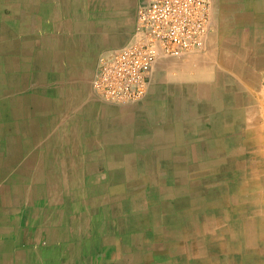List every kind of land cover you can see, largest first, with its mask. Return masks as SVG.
I'll use <instances>...</instances> for the list:
<instances>
[{"label": "crops", "instance_id": "crops-1", "mask_svg": "<svg viewBox=\"0 0 264 264\" xmlns=\"http://www.w3.org/2000/svg\"><path fill=\"white\" fill-rule=\"evenodd\" d=\"M139 1L0 0V188L24 190L0 264H264V0H214L205 46L121 107L92 81Z\"/></svg>", "mask_w": 264, "mask_h": 264}, {"label": "built area", "instance_id": "built-area-1", "mask_svg": "<svg viewBox=\"0 0 264 264\" xmlns=\"http://www.w3.org/2000/svg\"><path fill=\"white\" fill-rule=\"evenodd\" d=\"M214 0H140L132 40L99 57L92 81L102 100L125 105L143 99L162 57L201 49L213 28ZM264 103V78L260 87Z\"/></svg>", "mask_w": 264, "mask_h": 264}, {"label": "bare ground", "instance_id": "bare-ground-1", "mask_svg": "<svg viewBox=\"0 0 264 264\" xmlns=\"http://www.w3.org/2000/svg\"><path fill=\"white\" fill-rule=\"evenodd\" d=\"M27 2H29V1H27ZM33 2V1H32ZM126 2V1H125ZM16 4H18V2H16ZM20 4V3H19ZM20 6V5H19ZM9 8V7H8ZM11 8V7H10ZM19 9V8H18ZM27 12V11H26ZM20 13V12H19ZM33 15V14H32ZM12 20V19H11ZM16 20V19H15ZM37 21H38V19H37ZM27 22V21H26ZM29 22V21H28ZM8 25V24H7ZM26 25V24H25ZM1 28V27H0ZM27 28V27H26ZM19 30V29H18ZM12 32V31H11ZM15 32V31H14ZM15 34V33H14ZM14 34H13V36H14ZM1 39V38H0ZM9 40V39H8ZM11 41V40H10ZM1 43V42H0ZM15 43V42H14ZM16 44V43H15ZM12 46V45H11ZM7 55V54H6ZM94 55V54H93ZM11 56H12V54H11ZM8 57H9V55H8ZM8 59V58H7ZM12 60H13V58H12ZM8 61H9V59H8ZM12 62V61H11ZM14 63H15V61H14ZM13 63V64H14ZM13 66V65H12ZM7 69V68H6ZM5 70V69H4ZM6 71V70H5ZM26 74V73H25ZM1 75V74H0ZM5 81V80H4ZM151 85V84H150ZM5 88H7V87H5ZM8 89V88H7ZM150 89V88H149ZM13 92V91H12ZM147 95V94H146ZM81 97V96H80ZM140 101V100H139ZM262 102V101H261ZM135 103H137V102H134L133 104H135ZM22 104V103H21ZM41 104V103H40ZM129 104H132V103H129ZM132 104V105H133ZM125 105H128V104H125ZM129 106V105H128ZM18 111V110H17ZM25 111V110H24ZM102 112V111H101ZM22 113H23V111H22ZM25 114V113H24ZM23 114V115H24ZM6 113H5V117H6ZM12 115V114H11ZM26 115V114H25ZM18 119V118H17ZM16 119V120H17ZM15 121V120H14ZM29 121V120H28ZM3 124V123H2ZM34 124H36V123H34ZM1 125V124H0ZM6 125H7V123H6ZM12 126V125H11ZM28 127V126H27ZM30 127V126H29ZM16 128H17V125H16ZM36 128V127H35ZM1 129H2V127H1ZM26 129V128H25ZM98 129V128H97ZM123 130V129H122ZM96 132V131H95ZM131 132V131H130ZM4 133V132H3ZM22 133V132H21ZM113 133V132H112ZM3 135V134H2ZM10 138H12V137H10ZM25 138V137H24ZM32 139V138H31ZM149 139V138H148ZM99 141V140H98ZM164 142V141H163ZM67 144V143H66ZM1 148V147H0ZM139 150V149H138ZM162 152V151H161ZM108 160V159H107ZM10 161V162H9ZM9 161H4V163L6 164V165H9V164H11V162H12V159L11 160H9ZM43 161V160H42ZM173 161V160H172ZM236 162V161H235ZM262 162H264V161H262ZM44 163H46V162H44ZM134 163V162H133ZM132 163V164H133ZM264 165V164H263ZM154 166H155V164H154ZM172 166V165H171ZM54 167V166H53ZM143 167H145V166H143ZM114 168V167H113ZM157 168V167H156ZM147 169V168H146ZM183 169V168H182ZM174 171V170H173ZM177 171H179V170H177ZM177 171H175V172H177ZM42 172V171H41ZM45 172V171H44ZM143 172V171H142ZM180 172V171H179ZM23 173V172H22ZM25 173V172H24ZM0 174H1V172H0ZM151 174V173H150ZM177 174H179V173H177ZM1 176V178H0V181H1V183H2V181H3V176L4 175H0ZM113 176V175H112ZM111 176V177H112ZM154 176V175H153ZM264 176V175H263ZM67 177V176H66ZM65 177V178H66ZM114 177V176H113ZM139 177V176H138ZM147 177V176H146ZM145 177V178H146ZM180 177V176H179ZM213 177H215V176H213ZM13 175H11L10 176V178L9 177H5L4 179H5V182L4 183H9V182H13ZM129 178V177H128ZM131 178V177H130ZM136 178V177H135ZM175 178V177H174ZM116 179V178H115ZM125 179H127V178H125ZM187 179V178H186ZM190 179H193V178H190ZM124 180V179H123ZM146 180V179H145ZM56 181V180H55ZM119 181V180H118ZM259 181V180H258ZM262 181V180H261ZM115 182V181H114ZM158 182V181H157ZM186 182V181H185ZM264 182V181H263ZM69 183H70V180H69ZM154 183V182H153ZM246 183V182H245ZM26 184V183H25ZM54 184V183H53ZM156 184V183H155ZM159 184V183H158ZM182 184V183H181ZM114 185V184H113ZM154 185V184H153ZM163 185V184H162ZM209 185H210V183H209ZM215 185V184H214ZM262 185V184H261ZM19 185L18 184H16V183H14L12 186H2L1 188H0V221H2L3 220V213L8 209V208H11V205H12V207H14L15 205H17L18 204V202L20 201V199H21V197L22 196H24V190L23 189H21V188H19L18 187ZM107 186V185H106ZM192 186V185H191ZM212 186V185H211ZM174 187V186H173ZM263 187V186H262ZM124 189V188H123ZM231 189V188H230ZM29 190V189H28ZM35 190V189H34ZM143 190V189H142ZM158 190V189H157ZM216 190V189H215ZM196 191V190H195ZM198 191H200V190H198ZM230 191V190H229ZM4 192H6V193H8L11 197H10V203L9 204H7L3 199H2V194L4 193ZM121 192V191H120ZM148 192V191H147ZM150 192V191H149ZM164 192H166V191H164ZM172 192V191H171ZM194 192V191H193ZM86 193V192H85ZM159 193V192H158ZM173 193V192H172ZM190 193V192H189ZM214 193V192H213ZM131 194V193H130ZM152 194V193H151ZM196 194V193H195ZM136 195V194H135ZM134 195V196H135ZM154 195V194H153ZM156 195H158V194H156ZM161 195V194H160ZM171 195V194H170ZM201 195V194H200ZM211 195V194H210ZM123 196H124V194H123ZM139 196V195H138ZM167 196V195H166ZM168 196H169V194H168ZM132 198H133V196H132ZM206 198V197H205ZM209 197H207V199H208ZM154 199V198H153ZM240 199V198H239ZM150 200H151V197H150ZM159 200V199H158ZM157 200V201H158ZM138 201V200H137ZM173 202V201H172ZM207 202V201H206ZM114 203V202H113ZM234 203V202H233ZM262 203V202H261ZM260 203V204H261ZM138 204V203H137ZM176 204V203H175ZM246 204V203H245ZM259 204V205H260ZM123 205V204H122ZM139 205V204H138ZM132 206V205H131ZM145 206H146V204H145ZM175 206V205H174ZM218 206V205H217ZM142 207H144V205H142ZM166 207V206H165ZM168 207V206H167ZM182 207V206H181ZM190 207V206H189ZM204 207V206H203ZM213 207V206H212ZM260 207H262V206H260ZM141 208V207H140ZM169 208V207H168ZM185 208H186V206H185ZM195 208V207H194ZM211 208V207H210ZM19 209V208H18ZM135 209V208H134ZM199 209V208H198ZM234 209V208H233ZM136 210V209H135ZM174 210V209H173ZM191 210V209H190ZM230 210V209H229ZM113 211V210H112ZM125 211V210H124ZM195 211V210H194ZM201 211V210H200ZM190 212V211H189ZM199 212V211H198ZM238 212V211H237ZM236 212V213H237ZM18 213V212H17ZM16 213V214H17ZM173 213V212H172ZM175 213V212H174ZM235 213V212H234ZM124 214V213H123ZM168 214V213H167ZM185 214H187V213H185ZM190 214V213H189ZM163 215V214H162ZM161 215V216H162ZM242 215V214H241ZM138 216V215H137ZM197 216V215H196ZM18 217H20V216H18ZM177 217V216H176ZM189 217V216H188ZM239 217V216H238ZM241 217V216H240ZM137 218V217H136ZM247 218V217H246ZM5 219V218H4ZM138 219H140V218H138ZM142 219V218H141ZM186 219V218H185ZM195 219V218H194ZM197 219H198V216H197ZM231 220V219H230ZM4 221V220H3ZM161 221V220H160ZM176 221H177V219H176ZM181 221V220H180ZM190 221V220H189ZM204 221V220H203ZM126 222V221H125ZM142 222V221H141ZM179 222V221H178ZM228 222H229V220H228ZM182 223V222H181ZM198 223V222H197ZM197 223H194V224H197ZM213 223H214V221H213ZM1 224V223H0ZM9 224V223H8ZM228 224V223H227ZM259 224V223H258ZM154 225V224H153ZM152 225V226H153ZM206 225V224H205ZM156 226V225H155ZM197 226H198V224H197ZM158 227H160V226H158ZM180 227V226H179ZM201 227V226H200ZM217 227V226H216ZM228 228V227H227ZM157 229H160V228H157ZM176 229V228H175ZM2 230H6L8 233H9V231L10 232H13L14 231V228L12 227V228H8L7 226H3L2 227ZM170 230H172V229H170ZM202 230V229H201ZM136 231V230H135ZM142 231H143V229H142ZM157 231V230H156ZM159 231V230H158ZM179 231V230H178ZM141 232V231H140ZM167 232H168V230H167ZM127 233V232H126ZM124 234V233H123ZM174 235V234H173ZM178 235V234H177ZM123 236V235H122ZM130 236V235H129ZM164 236V235H163ZM3 239V238H2ZM191 239V238H190ZM234 239V238H233ZM127 240V239H126ZM183 240V239H182ZM1 241V240H0ZM169 241V240H168ZM99 242V241H98ZM131 242V241H130ZM165 242V241H164ZM170 242V241H169ZM168 242V243H169ZM192 242V241H191ZM4 243V242H3ZM125 243V242H124ZM128 243V242H127ZM141 243V242H140ZM146 243V242H145ZM149 243V242H148ZM240 243V242H239ZM261 243V242H260ZM2 244V243H1ZM143 244V243H142ZM167 244V243H166ZM263 244V243H262ZM99 245V244H98ZM130 245H132V244H130ZM129 245V246H130ZM164 245H165V243H164ZM233 245V244H232ZM134 245H132V247H133ZM166 246V245H165ZM150 247V246H149ZM175 248V247H174ZM182 248H184V247H182ZM258 248H259V246H258ZM35 249V248H34ZM145 249V248H144ZM177 249V248H176ZM204 249V248H203ZM248 249V248H247ZM253 249V248H252ZM183 250V249H182ZM237 250V249H236ZM125 251V250H124ZM128 251V250H127ZM172 251H174V250H172ZM239 251V250H238ZM2 252V251H1ZM135 252V251H134ZM142 252V251H141ZM188 252V251H187ZM6 253V252H5ZM38 253V252H37ZM126 253V252H125ZM179 253V252H178ZM240 253V252H239ZM130 254H132V253H130ZM143 254V253H142ZM150 254V253H149ZM192 254V253H191ZM175 255V254H174ZM194 255V254H193ZM244 255V254H243ZM246 255V254H245ZM113 256V255H112ZM195 256V255H194ZM200 256V255H199ZM218 256V255H217ZM223 256H225V255H223ZM247 256V255H246ZM253 256V255H252ZM131 257V256H130ZM144 257V256H143ZM5 258V257H4ZM160 258V257H159ZM168 258V257H167ZM206 258V257H205ZM125 259V258H124ZM126 259H127V257H126ZM155 259V258H154ZM161 259V258H160ZM201 259V258H200ZM233 259V258H232ZM241 259V258H240ZM253 259V258H252ZM121 260V259H120ZM150 260V259H149ZM156 260H158V258L156 259ZM163 260V259H162ZM146 261V260H145ZM233 261V260H232ZM3 262V261H2ZM148 262H150V261H148ZM152 262V261H151ZM156 262V261H155ZM132 263V262H131ZM161 263V262H160ZM231 263V262H230ZM244 263V262H243ZM125 264V263H124ZM162 264V263H161ZM188 264V263H187ZM191 264V263H190ZM234 264V263H233Z\"/></svg>", "mask_w": 264, "mask_h": 264}, {"label": "rangeland", "instance_id": "rangeland-1", "mask_svg": "<svg viewBox=\"0 0 264 264\" xmlns=\"http://www.w3.org/2000/svg\"><path fill=\"white\" fill-rule=\"evenodd\" d=\"M153 72H154V70H153ZM0 98H2V95H0ZM144 99V98H143ZM141 101V100H140ZM138 102V101H137ZM133 104V103H132ZM132 104H128L129 106L130 105H132ZM117 105H119V106H121V107H128V105H120V104H117ZM32 196H33V194H30L29 196H28V198H29V200H32ZM77 196V195H76ZM10 195L8 194V193H6V192H4L3 194H2V199L7 203V204H9L11 201H10ZM10 208H8L7 210H9ZM6 210V211H7ZM5 211V212H6ZM81 217H83V215H80V218H78L77 217V219H75V224L77 225L78 223H79V221H80V225H79V228H78V235H79V237H80V231H82V232H87V231H89V229H90V222L88 221V216H86V219H87V221L86 222H84L83 224H81L82 222H83V219L81 218ZM74 226V225H73ZM78 226V225H77ZM8 228H12V226L11 227H8ZM77 228H72V230H76ZM22 244H24V243H22Z\"/></svg>", "mask_w": 264, "mask_h": 264}]
</instances>
